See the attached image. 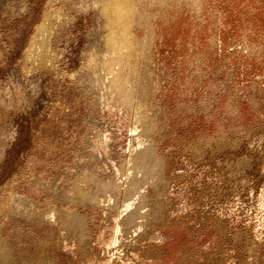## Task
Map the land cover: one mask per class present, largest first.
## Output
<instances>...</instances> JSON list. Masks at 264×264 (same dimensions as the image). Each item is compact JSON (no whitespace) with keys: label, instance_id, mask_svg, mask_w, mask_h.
<instances>
[{"label":"rangeland","instance_id":"rangeland-1","mask_svg":"<svg viewBox=\"0 0 264 264\" xmlns=\"http://www.w3.org/2000/svg\"><path fill=\"white\" fill-rule=\"evenodd\" d=\"M130 1L0 0V264H264V0Z\"/></svg>","mask_w":264,"mask_h":264},{"label":"bare ground","instance_id":"bare-ground-1","mask_svg":"<svg viewBox=\"0 0 264 264\" xmlns=\"http://www.w3.org/2000/svg\"><path fill=\"white\" fill-rule=\"evenodd\" d=\"M130 5H131L130 0H102L101 12L107 20L106 22L107 33L105 37L106 45L110 51H115L114 54H118L123 47H127V44L129 42V37L127 36V30L129 29L130 26H132V22L134 19L132 16H133V12L135 11V9L130 10L131 7ZM64 15H65L64 12H58V13L55 12L54 14L52 12H49L46 14L43 22L37 27L35 39H39V41H33L29 45L27 49V56L32 61L36 62L39 67L40 66L53 67L55 63L54 61L56 59L57 52L55 51V49H52L49 45L50 41L48 38V34H49L48 31L50 29L51 18L54 16L56 18L62 19ZM116 62H117V57L115 58L112 57L108 59L104 64L106 65V68L108 69L109 73L112 74V80H111V85L113 87L112 89L119 90V94H124V90L122 89L123 86H121L125 83L121 73L122 69L120 68L121 70L117 72L116 75H114L113 69L110 70V68L114 66ZM126 91L127 90L125 89V92ZM141 145H143L141 138L136 137L132 140L130 147L133 150V149H137ZM244 161L245 160H243V162ZM109 200H104V201L101 200L99 201V203L102 205H107L109 203ZM135 201L136 198H133L131 200L130 199L124 200L121 214L123 215L130 208H132L134 206ZM50 218L53 219L59 225H62L63 223L60 214L56 212H51ZM139 229L140 228H138L137 231ZM252 237L253 238L251 243L252 246H254L257 244V242L255 237L254 236ZM69 239L70 241H72L70 237ZM119 240H120V235H117L115 245H118ZM73 242L76 243V240H73ZM122 245L123 244H121L120 246ZM117 250H118V254L123 251V250L120 251L119 249ZM2 259L3 260L7 259V256H4ZM249 264H254V260L250 261Z\"/></svg>","mask_w":264,"mask_h":264}]
</instances>
